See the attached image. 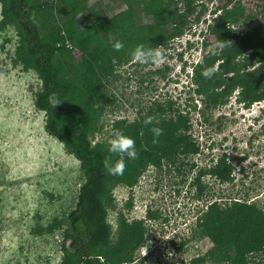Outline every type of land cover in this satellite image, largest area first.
Listing matches in <instances>:
<instances>
[{"label":"rangeland","instance_id":"374dc122","mask_svg":"<svg viewBox=\"0 0 264 264\" xmlns=\"http://www.w3.org/2000/svg\"><path fill=\"white\" fill-rule=\"evenodd\" d=\"M105 1L78 0V18L86 22L85 11L91 4L115 21V10H105ZM224 1H202L200 21L166 47L157 48L162 54L158 64L143 65L132 59L117 67L106 83L105 91L114 103L102 106L90 137L92 144L108 147V141L119 134L116 121L124 119L129 124L150 110L157 118L170 119L178 111L189 119V134L199 149L174 163L162 160L160 167L148 165L132 185L111 187L106 217L111 240L117 238L120 216L127 223L143 225V241L133 253V264H190L204 255L211 242L194 232L198 218L212 201L224 205L229 197H235L255 202L264 210V104L240 102L235 90L208 107L202 103L203 97L196 95L192 82L193 67L208 49L204 50V42L214 40L208 31L215 16L212 11ZM239 1L245 15L256 17L234 25V35L264 18L261 0ZM123 2L131 11L129 0ZM17 43L16 29L7 24L0 30V264H59L64 217L75 204L83 176L78 160L45 130V113L33 103L41 81L17 61ZM64 50L60 47L58 55ZM248 56L243 54L240 61ZM223 153L235 156L228 160L234 180L220 184L207 173L199 177L201 192L197 193L194 181L199 171L209 170ZM251 256L264 264V249Z\"/></svg>","mask_w":264,"mask_h":264},{"label":"trees","instance_id":"16d2710c","mask_svg":"<svg viewBox=\"0 0 264 264\" xmlns=\"http://www.w3.org/2000/svg\"><path fill=\"white\" fill-rule=\"evenodd\" d=\"M202 1L181 0L178 7L179 0H129V11L123 0H106L105 10H115L116 22L89 3L84 15L88 21L82 23L78 0H41L38 4L32 0H1L0 30L7 24L14 26L18 36L16 59L41 81L33 103L45 113V130L78 160L83 176L75 204L64 217L59 264H133V253L143 241V225L127 223L120 216L117 238L111 240V225L106 219L111 187L132 185L148 165L160 167L162 160L174 163L179 157L186 159L198 152L189 134L190 121L178 111L170 119L157 118L150 110L129 124L124 119L114 122L119 134L135 141L138 153L136 159L125 157L122 175L107 173L104 161L115 163L119 157L102 143L92 144L90 137L102 106L114 103L105 86L117 67L131 62V53L138 45L166 47L169 41L181 37L200 21ZM212 14L215 16L208 31L214 40L204 42V50L208 49L193 67L196 95L202 96V103L208 107L235 90L240 102L264 103V18L234 35V25L256 16L245 15L240 2L230 9L219 5ZM116 40L124 44L120 51L111 46ZM60 47L65 49L61 56ZM245 53L249 56L241 62ZM216 63L212 78H205L202 72ZM53 97L61 102L54 107ZM148 117L153 123L145 125ZM154 126L163 129L156 143L150 131ZM230 159L235 156L229 158L223 153L209 170L199 171L194 181L197 193L201 192L199 177L207 173L220 184L234 180ZM196 223L194 233L209 239L211 247L190 264H258L251 255L264 249V210L255 202L235 197H229L224 205L212 201ZM58 224L48 226L47 231Z\"/></svg>","mask_w":264,"mask_h":264},{"label":"clouds","instance_id":"9594fccd","mask_svg":"<svg viewBox=\"0 0 264 264\" xmlns=\"http://www.w3.org/2000/svg\"><path fill=\"white\" fill-rule=\"evenodd\" d=\"M112 48L115 51H120L123 49L124 44L116 40L111 43ZM161 52L157 48L145 47L144 45H138L134 48L131 53L132 59L135 62H138L143 65L158 64L161 59ZM216 72L215 67L207 68L202 72V75L205 78H212ZM53 107L57 104H60V100L57 97L51 99ZM145 125L153 123V118L148 117L144 121ZM150 131L153 133V143L157 142V139L163 133V129L160 127H152ZM108 151L110 153L116 154L119 159L113 163L111 160L104 161V168L107 170V173L110 175H122L125 167V157L128 159H136L138 156L135 141L124 134L114 135L108 141Z\"/></svg>","mask_w":264,"mask_h":264},{"label":"flooded vegetation","instance_id":"af4514ba","mask_svg":"<svg viewBox=\"0 0 264 264\" xmlns=\"http://www.w3.org/2000/svg\"><path fill=\"white\" fill-rule=\"evenodd\" d=\"M240 1L239 0H235L234 2H231L229 0H226L224 2H222L220 5H224L227 9L232 8L234 5H237ZM241 3V2H240ZM261 5H264V0H261ZM242 4V3H241ZM219 12V11H218ZM260 103V102H257ZM263 103V102H261ZM264 104V103H263Z\"/></svg>","mask_w":264,"mask_h":264}]
</instances>
